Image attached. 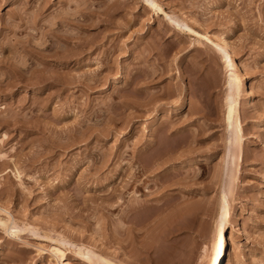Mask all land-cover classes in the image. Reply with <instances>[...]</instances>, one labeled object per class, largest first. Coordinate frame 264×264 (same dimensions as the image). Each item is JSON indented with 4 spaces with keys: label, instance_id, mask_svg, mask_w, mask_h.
I'll return each instance as SVG.
<instances>
[{
    "label": "rangeland",
    "instance_id": "1",
    "mask_svg": "<svg viewBox=\"0 0 264 264\" xmlns=\"http://www.w3.org/2000/svg\"><path fill=\"white\" fill-rule=\"evenodd\" d=\"M154 2L0 0V264H205L220 192L219 264H264V0Z\"/></svg>",
    "mask_w": 264,
    "mask_h": 264
},
{
    "label": "bare ground",
    "instance_id": "2",
    "mask_svg": "<svg viewBox=\"0 0 264 264\" xmlns=\"http://www.w3.org/2000/svg\"><path fill=\"white\" fill-rule=\"evenodd\" d=\"M143 1H144V3L146 5H148L151 8V10L155 9V10L160 11L162 16L166 15L165 12L161 11L158 8V6L154 2V0H143ZM168 20H170L172 22L173 21L175 22V19H173V18L172 19H168ZM191 21H193V20H191ZM179 22H181V24L184 25V23L181 20H179ZM192 23H195V21L192 22ZM178 24L181 25L180 23H178ZM195 24H197V23H195ZM185 29H187V28H185ZM208 33L210 35H212L213 38H214L213 44L217 48V51H218L217 54L219 56V59L221 60L222 63H224L226 65V67L228 66L227 70L229 72L226 75L225 82L223 84L224 90H223L222 100H226V102L228 101L227 103H229V104L226 106L227 103L226 102H225L226 104L224 103L225 104V110H224V116H223L224 118H223V120H224L225 124L227 125V127L229 126V129L227 128V130L230 131L231 138L232 139H236L237 136H238V131H237L238 130V125H237V120H236L237 117H236V114H235L236 113L235 112V103L233 101L234 100L233 96H234L236 91L234 92V89H233V92H231L230 88L228 86H229V83L231 82L230 80H232V81L235 80L236 84H238V86L242 90V87H241V85H242V83H241V79H242L241 78V74L243 75V73L241 72V68H240V65L238 64V62L235 64V62L231 61L230 56H229V52L231 50L228 47V44H227L226 40L224 38H221L219 36L214 35L213 33H210V32H208ZM194 34H196L197 37L198 36L202 37L203 39H206L208 41L211 40L210 38H208V36H206L204 34V32L202 33V31L199 32V33H194ZM237 65H238V68H239V74H236L234 76L232 71L236 70V66ZM228 135H229V133H228ZM230 136H228V137L230 138ZM229 138H227V139H229ZM227 143H228V141H227ZM226 146H227V144H226ZM227 150L229 151V152H227L228 153L227 155L229 157V161L232 162L231 161V159H233L232 150L231 149L230 150L226 149V151ZM224 163H226V162H224ZM216 207H217L216 208V212H215V215H214V218H213V222H214L213 223V225H214L213 238H212V242H211V246H210L209 252L207 254V258H206L205 264H215V263L219 264V262L223 259V249L225 247V244L226 243H231V241L229 240L230 239L229 235L228 236H224L222 234V232H221V229H222L224 221H225V213H226V206H225V201H224V198H223V192L219 193L218 202H217ZM1 226H5V228L6 227L9 228L10 224H8L6 221H4L3 219L0 218V227ZM14 228H16V227H14ZM14 230H18V228L14 229ZM52 240H55V239H52ZM228 241H230V242H228ZM70 249H71L72 252H74L75 254L81 255L86 260L89 259L88 257L90 256L92 258V261L94 260L95 261L94 263H96V264H97V262H98V264H125L123 262L110 261L109 258L107 259L103 255L95 253L90 248H87L85 246H81V245H78V244H76L74 247L71 246ZM91 258H90V260H91ZM223 261H224V259H223Z\"/></svg>",
    "mask_w": 264,
    "mask_h": 264
}]
</instances>
